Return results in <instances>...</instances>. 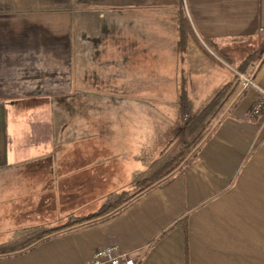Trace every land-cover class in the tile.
<instances>
[{"label": "crops", "instance_id": "crops-1", "mask_svg": "<svg viewBox=\"0 0 264 264\" xmlns=\"http://www.w3.org/2000/svg\"><path fill=\"white\" fill-rule=\"evenodd\" d=\"M257 50L264 88V0H0V264H85L111 244L139 264H264V109L231 69ZM227 84L181 170L67 228L159 171L183 110Z\"/></svg>", "mask_w": 264, "mask_h": 264}, {"label": "trees", "instance_id": "trees-1", "mask_svg": "<svg viewBox=\"0 0 264 264\" xmlns=\"http://www.w3.org/2000/svg\"><path fill=\"white\" fill-rule=\"evenodd\" d=\"M185 20L182 19V17H179V42H178V48L180 51L183 50V46H184V41H185ZM233 42H238V41H233ZM209 47L215 52V54H217L223 61H225L229 66L232 67L233 63L230 61V59L221 51H219L218 49L214 48V46L209 45ZM261 51V50H260ZM259 50L251 53L249 56H247L242 62L239 63V65L237 67H235V69L239 72L242 73H247V69L248 66L251 65L253 62L255 61H259L261 59L260 56H258V54L260 53ZM231 84H227L225 85L223 88H221L218 93L214 96V98L195 116H193L192 121L190 122L189 125H187L186 129L184 130L185 134L187 135H191L192 133H194L197 130H200L204 127V124L207 120V118L212 114V112L217 109L221 103L223 102L225 95L227 93L228 88L230 87ZM167 169V167H166ZM165 169V170H166ZM163 170V173L161 174V172L155 173V177L153 176V178H156L155 180L160 181V180H164L167 177V175L169 174L170 170ZM179 171V170H178ZM164 177V178H163ZM146 183V185L140 187L139 189H137L134 193L122 198L119 202H113V203H105L101 206V208L99 210H97L95 213L89 214L85 217H81L79 219H75L72 222L67 224V228H71L77 225H81L84 223H88V222H93V220L95 221L96 219H100L103 217H107L111 214H114L115 212H117L118 210H120L124 205H126L127 203H129L131 200H133L134 198L138 197L140 194L144 193L146 190L152 188L155 184L154 180H148V182H144ZM157 184V183H156ZM125 196V195H124ZM45 238H47L46 236H35L31 240V242L27 243V241L25 240L21 249H25L31 245H33L34 243L44 240Z\"/></svg>", "mask_w": 264, "mask_h": 264}, {"label": "rangeland", "instance_id": "rangeland-1", "mask_svg": "<svg viewBox=\"0 0 264 264\" xmlns=\"http://www.w3.org/2000/svg\"><path fill=\"white\" fill-rule=\"evenodd\" d=\"M257 47L259 48L260 46H257ZM214 54H215V52H214ZM216 56H218V55L216 54ZM218 60L220 61V59H218ZM229 67H231V66H229ZM231 69H234V68H231ZM234 84L236 86L238 85L235 82V80H234ZM238 86H240V85H238ZM230 87H231V85H230ZM230 87L228 88L227 93H228ZM240 88H242V87L240 86ZM227 93H226V95H227ZM216 110L217 109H215L212 112V114L207 118V120L204 124V127L202 129L195 131L191 135H187V134H185L184 130L186 129L187 125H189L190 122L192 121L193 115L190 114L188 110L184 109L182 112V115H181V121H180V125H179L178 131H177L178 132L177 133L178 140L175 141L174 146L168 150V154H167L168 156L167 157L164 156V160H163L165 162L164 166L157 172L149 173L146 178H143V177L142 178L141 177L135 178L132 186L125 189L123 192L120 193V195H116V198H115L116 200L113 202H119L122 198L134 193L137 189L146 185V183H144V182H148L149 179L154 180L155 181L154 184H156L159 181L155 180L156 178H153V176L155 175V173H158V172H161V174H162L163 170H165L166 167L168 170H170L167 177L176 173L178 170H181L187 164V162L193 156V154L197 151V149L199 148V146L203 142L205 136H207L208 133L210 132V130L212 129V127L215 123V119L211 120L212 122H210L209 119H211V117L216 114ZM187 114L189 115V118H186V120H184L185 119L184 115H187ZM217 119H218V117H217ZM113 202H108V203H113ZM83 204L84 205H81V207H78L77 210H80L83 212H85L87 210H93L91 208H93L94 205L87 203V202H85ZM80 211H78V212H80ZM73 220H75V219L69 218V220L67 222L70 223ZM1 237L2 236H0V239H1ZM25 239H27V238H25ZM28 239H31V237H29Z\"/></svg>", "mask_w": 264, "mask_h": 264}, {"label": "built area", "instance_id": "built-area-1", "mask_svg": "<svg viewBox=\"0 0 264 264\" xmlns=\"http://www.w3.org/2000/svg\"><path fill=\"white\" fill-rule=\"evenodd\" d=\"M235 82L242 88L252 87L259 91L260 97L254 103L250 115H256L264 109V88L257 87L253 79L246 73L232 69ZM184 120L189 118V115H184ZM140 258L137 256H130L121 251L117 244L107 245L96 249L92 256L85 264H139Z\"/></svg>", "mask_w": 264, "mask_h": 264}]
</instances>
